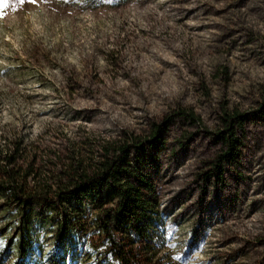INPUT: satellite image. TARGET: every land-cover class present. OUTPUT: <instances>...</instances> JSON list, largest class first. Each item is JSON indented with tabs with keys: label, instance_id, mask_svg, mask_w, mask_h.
<instances>
[{
	"label": "rangeland",
	"instance_id": "obj_1",
	"mask_svg": "<svg viewBox=\"0 0 264 264\" xmlns=\"http://www.w3.org/2000/svg\"><path fill=\"white\" fill-rule=\"evenodd\" d=\"M263 103L264 0H10L0 13V126L113 138L168 119L152 179L179 264H264ZM235 112L239 158L204 176ZM33 231L45 263L53 237Z\"/></svg>",
	"mask_w": 264,
	"mask_h": 264
},
{
	"label": "trees",
	"instance_id": "obj_2",
	"mask_svg": "<svg viewBox=\"0 0 264 264\" xmlns=\"http://www.w3.org/2000/svg\"><path fill=\"white\" fill-rule=\"evenodd\" d=\"M179 114L197 122L191 113ZM246 119L224 113L215 134L221 152L204 176L221 180L224 164L239 158ZM168 123H153L146 135L122 131L113 138L68 132L60 123L35 137L18 123L0 126V264H38L31 249L33 226L41 223L53 237L41 264H179L167 249L152 179Z\"/></svg>",
	"mask_w": 264,
	"mask_h": 264
},
{
	"label": "snow or ice",
	"instance_id": "obj_3",
	"mask_svg": "<svg viewBox=\"0 0 264 264\" xmlns=\"http://www.w3.org/2000/svg\"><path fill=\"white\" fill-rule=\"evenodd\" d=\"M16 2H18L21 6L24 4H29V3H36V0H16ZM10 6V0H0V13L3 12L4 9L8 8ZM12 6V10L16 11V7L15 5H11ZM169 235H172V231H169ZM175 259L179 260L180 257H176Z\"/></svg>",
	"mask_w": 264,
	"mask_h": 264
}]
</instances>
